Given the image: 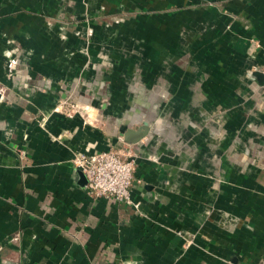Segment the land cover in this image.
Masks as SVG:
<instances>
[{"label":"crops","instance_id":"1","mask_svg":"<svg viewBox=\"0 0 264 264\" xmlns=\"http://www.w3.org/2000/svg\"><path fill=\"white\" fill-rule=\"evenodd\" d=\"M263 67L264 0H0V264L264 259ZM144 123L137 209L90 196Z\"/></svg>","mask_w":264,"mask_h":264},{"label":"built area","instance_id":"2","mask_svg":"<svg viewBox=\"0 0 264 264\" xmlns=\"http://www.w3.org/2000/svg\"><path fill=\"white\" fill-rule=\"evenodd\" d=\"M262 72L264 74V67ZM69 104L70 107L75 106L74 102ZM135 161L136 154L129 143L115 149L77 153L71 160L74 170L84 176V187L90 196L130 204L137 209L138 202L133 201L130 195ZM243 264H264V259Z\"/></svg>","mask_w":264,"mask_h":264},{"label":"water","instance_id":"3","mask_svg":"<svg viewBox=\"0 0 264 264\" xmlns=\"http://www.w3.org/2000/svg\"><path fill=\"white\" fill-rule=\"evenodd\" d=\"M147 132L148 125L146 123L135 129L127 127L126 125L119 126V133L121 134L123 141L129 144L138 142L147 134ZM80 176L82 179H84V176L82 174H80Z\"/></svg>","mask_w":264,"mask_h":264}]
</instances>
